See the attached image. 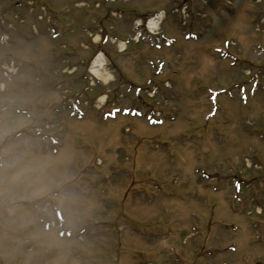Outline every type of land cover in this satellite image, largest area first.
I'll return each mask as SVG.
<instances>
[{"label": "rangeland", "instance_id": "obj_1", "mask_svg": "<svg viewBox=\"0 0 264 264\" xmlns=\"http://www.w3.org/2000/svg\"><path fill=\"white\" fill-rule=\"evenodd\" d=\"M24 1L0 0V264H264V0ZM155 13L170 48H98Z\"/></svg>", "mask_w": 264, "mask_h": 264}, {"label": "bare ground", "instance_id": "obj_2", "mask_svg": "<svg viewBox=\"0 0 264 264\" xmlns=\"http://www.w3.org/2000/svg\"><path fill=\"white\" fill-rule=\"evenodd\" d=\"M156 23L154 21H149V26L154 27ZM91 74L96 79H101L103 81H106V79H109L107 75L103 72V64H102V58L101 56H97L91 65ZM104 100V97L99 98V102H102Z\"/></svg>", "mask_w": 264, "mask_h": 264}]
</instances>
